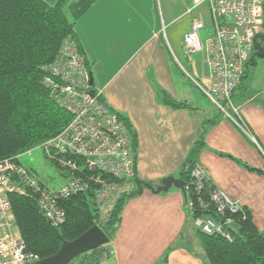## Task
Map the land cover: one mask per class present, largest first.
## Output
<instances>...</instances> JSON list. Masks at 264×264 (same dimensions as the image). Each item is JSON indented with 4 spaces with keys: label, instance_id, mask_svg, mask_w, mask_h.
I'll return each mask as SVG.
<instances>
[{
    "label": "crops",
    "instance_id": "crops-1",
    "mask_svg": "<svg viewBox=\"0 0 264 264\" xmlns=\"http://www.w3.org/2000/svg\"><path fill=\"white\" fill-rule=\"evenodd\" d=\"M45 1L53 5L58 0ZM186 6L179 11L165 6L157 15L156 0H95L76 20L77 38L94 77L93 89L128 118L138 142V182L124 183L107 206L115 204L121 192L130 194L116 235L107 244L111 255L102 264H207L200 254L198 227L187 206L186 190L173 186L154 193L144 185L158 187L169 176L180 178L201 124L217 115V106L183 68L187 63L195 75L209 74V54L188 55L184 38L179 45L164 30L165 35L161 33V23L164 29L183 23L185 36L194 18H210L207 5L192 13L188 9L193 3ZM245 72L233 102L257 142L241 129L237 114L230 112L208 128L198 162L211 185L240 202L264 231V56L255 64L249 61ZM160 89L192 108L167 105ZM201 93L211 107L200 102ZM67 175L59 170L64 182L57 188Z\"/></svg>",
    "mask_w": 264,
    "mask_h": 264
},
{
    "label": "built area",
    "instance_id": "built-area-1",
    "mask_svg": "<svg viewBox=\"0 0 264 264\" xmlns=\"http://www.w3.org/2000/svg\"><path fill=\"white\" fill-rule=\"evenodd\" d=\"M192 3L188 13L204 4L208 6L214 33L205 45L202 41L205 19L201 15L193 19L183 45L188 55L202 51L209 54L210 73L198 77L188 74L226 115L236 113L241 129L257 142L239 115L233 95L254 53V39L263 32L264 0H192ZM42 69L46 73L43 84L72 119L59 135L38 147L44 149L51 161L59 162L69 171L70 176L63 186L52 188L17 157L0 160V264H30L40 260L37 253L28 251L25 240L14 233L12 193L36 197L44 216L57 227L66 222V211L61 205L65 199L91 191L96 206L105 210L123 183L137 176L131 133L119 112L100 98L101 92L92 94V74L78 43L65 40L55 60ZM76 158L82 163L76 162ZM191 176V183L185 185L186 192L193 190L195 199L205 208L208 202L201 195L209 186L208 194L218 215V218L194 217L196 203L189 197L187 206L196 226L205 234L232 240L230 228L235 224L236 214L241 212L245 218L244 208L211 185L201 163H196Z\"/></svg>",
    "mask_w": 264,
    "mask_h": 264
},
{
    "label": "trees",
    "instance_id": "trees-1",
    "mask_svg": "<svg viewBox=\"0 0 264 264\" xmlns=\"http://www.w3.org/2000/svg\"><path fill=\"white\" fill-rule=\"evenodd\" d=\"M94 1L58 0L51 5L45 0H0V160L17 157L20 161L22 154L56 137L70 123L72 115L56 102L43 84L46 73L42 67L55 60L65 40H75L84 55L75 25ZM66 10L71 12L72 20ZM160 94L167 105L192 108L163 89ZM100 98L104 100L102 95ZM119 114L131 133L136 152L137 135L128 118ZM224 116L225 112L217 107V115L201 124L179 173L186 184L191 183V173L205 147L208 128ZM52 162L67 171L59 162ZM76 162L81 164L82 160L76 158ZM134 181L138 182L137 176ZM208 187L201 195L208 202L205 208L199 205L193 190L186 192L187 198L191 197L196 203L194 217L218 218ZM119 195L106 214L96 206L91 191L65 199L61 205L66 211V222L55 227L44 216L36 197L12 193V217L17 235L25 240L28 251L37 253L40 259L58 252L63 240H74L96 224L112 239L130 194L123 191ZM245 213V218L241 212L235 215V224L230 228L232 240L197 230L200 254L207 264H264V231L256 226L248 210ZM110 255V249L104 245L78 256L71 264L81 259L83 264H102Z\"/></svg>",
    "mask_w": 264,
    "mask_h": 264
},
{
    "label": "rangeland",
    "instance_id": "rangeland-1",
    "mask_svg": "<svg viewBox=\"0 0 264 264\" xmlns=\"http://www.w3.org/2000/svg\"><path fill=\"white\" fill-rule=\"evenodd\" d=\"M192 5L190 0H156V6H157V15L161 14L162 9H165V6H173L176 11H179L182 9L183 6L187 7L186 5ZM199 9L195 10V16L197 15ZM66 14L69 19H73L72 14L69 10H66ZM191 17V15H188ZM210 16V15H209ZM205 22H206V28L202 30V41L205 45H207V41L209 37L214 33V27L211 19L209 17H205ZM183 23L176 24L175 26L168 25L166 29L163 28V24L161 23L160 29L161 33H163V30L165 33H167L170 36V40L172 42L179 43V45H182V39L184 38V30H183ZM183 62V61H182ZM185 63V61L183 62ZM185 72L187 74L188 78L193 77H198V75H195L192 73L191 67L185 63ZM189 70V71H188ZM190 75H189V74ZM245 74V71H244ZM243 74V75H244ZM243 78V77H242ZM202 95V96H201ZM207 96V95H206ZM204 94H200V102L204 106H212L211 101L206 97ZM20 160H22V163H24L26 166L31 168L37 177L47 186L52 187V188H57V186L62 185L64 180L60 178L59 176V170L58 168L52 161L51 159L47 156L46 152L44 151L43 148L37 147L34 150L24 153ZM58 174V175H57ZM113 205V204H112ZM112 205L108 208H106L103 211V214H106L107 211L112 208ZM14 233L17 234V228H14Z\"/></svg>",
    "mask_w": 264,
    "mask_h": 264
},
{
    "label": "water",
    "instance_id": "water-1",
    "mask_svg": "<svg viewBox=\"0 0 264 264\" xmlns=\"http://www.w3.org/2000/svg\"><path fill=\"white\" fill-rule=\"evenodd\" d=\"M264 56V26L263 32L259 33L254 39V53L250 59L251 64L256 63V59ZM91 84L94 85V77L91 75ZM92 94H95L93 89ZM140 187V183L138 184ZM154 193L167 192L173 186L180 188L185 192L186 182L181 178L169 176L163 180L161 186L154 187L153 185L144 184ZM142 188L140 187V190ZM110 242L109 236L99 226L94 225L92 228L75 238L74 240H63V243L55 254L42 258L30 264H71L78 256L96 249L100 246L107 245ZM76 264H83V260H79Z\"/></svg>",
    "mask_w": 264,
    "mask_h": 264
}]
</instances>
